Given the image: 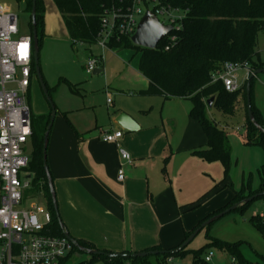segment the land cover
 Returning <instances> with one entry per match:
<instances>
[{
    "label": "crops",
    "instance_id": "0c3cea01",
    "mask_svg": "<svg viewBox=\"0 0 264 264\" xmlns=\"http://www.w3.org/2000/svg\"><path fill=\"white\" fill-rule=\"evenodd\" d=\"M241 77L244 84L245 75ZM123 80L130 83L129 90L119 89L115 94L111 86L105 90L108 97L114 95L111 108L107 101L106 110L112 116L108 120L99 115L91 127L79 125L74 118L71 123L63 118L54 122L48 158L60 215L74 239L88 242L99 251L139 253L156 247L171 251L200 221L233 200L244 184H250V189L243 191L246 195L261 188L259 170L264 165V150L246 143L247 114L235 117L237 109L233 115L215 114L209 110L215 107H209L208 118L213 124L217 125L220 118L227 128L234 129H223L231 148L230 172L225 177L221 163H208L191 154L206 146L208 139L201 124L191 117L190 100L140 95L149 87L143 75L137 81L124 74ZM122 113L132 118L137 131L130 132L116 122ZM118 130L123 132L120 146L135 161L125 166L124 181L118 180L121 159L116 145L101 140L103 132ZM76 133L82 135L80 142ZM249 211L252 217L244 221L236 242L215 239L238 244L239 252L240 248H252L247 240L254 239L259 245L254 247L258 249L255 255L264 260V232L251 221L264 215V199L255 201L245 213Z\"/></svg>",
    "mask_w": 264,
    "mask_h": 264
},
{
    "label": "trees",
    "instance_id": "16d2710c",
    "mask_svg": "<svg viewBox=\"0 0 264 264\" xmlns=\"http://www.w3.org/2000/svg\"><path fill=\"white\" fill-rule=\"evenodd\" d=\"M18 1H25L27 9L29 6L28 11L32 12L33 0ZM51 2L62 16L73 46L78 44L95 45L99 20L104 10L111 7L125 10L128 4L127 0H123L122 3H120V0H51ZM170 2L174 7L187 12V19L185 20L184 28L177 33L179 36L177 43L169 51H165V43L151 50L135 46L130 38H122L113 42L111 47L112 49L131 48L141 54L139 71L149 80V87L141 91L140 95L147 97L160 96L165 100L183 98L191 101V117L201 124L208 139L206 146L192 150L191 154L208 163H221L225 177H228L231 167L230 142L227 133L213 124L208 118V101L214 98L213 107L226 115H233L236 110V104L239 102L240 96H242L249 127L246 143L248 145H258L264 150V134L260 133L248 118L247 81L238 92L229 93L225 90L223 83L213 82L212 78L226 62L248 63L253 72L264 69V63L261 62L257 51L259 35L264 33V0H170ZM46 11L45 0H37L40 49L45 35L44 19ZM32 30L31 22V33ZM33 71L35 73L34 62ZM30 94L31 91L28 93V102L31 106ZM252 109L255 119L264 127V118L254 106L253 101ZM50 118L51 111L49 114L42 116H34L32 113L33 134L30 143L34 149L28 170L35 175V192L42 195L53 216V223L48 232L55 236H64L55 216L48 179L43 166L44 138L47 127L50 124ZM35 121L41 123L35 124ZM76 137L79 142L82 140V135L79 133H76ZM259 175L262 182L259 190H251L246 195L243 191L249 190L250 184H244L242 191L236 192L233 200L228 202L223 208L210 214L191 231L187 232L184 241L209 218L250 196L263 192L264 165L260 168ZM260 199H264V196L257 200ZM254 202L239 208L235 212L244 213ZM261 220L262 218L259 217L251 219L256 227L264 232V223ZM211 226L205 229L209 231ZM210 240L211 242L199 250L189 251L184 249L176 255H171L170 251H166L163 255L145 258L91 256L88 264H93L96 261H102L103 264H161L163 258L169 256L175 258L187 254H191L193 256V264H197L203 254L211 250L212 247L220 248L233 255V258L239 264H250L242 258L238 250V244L227 243L212 237H210ZM78 242L84 248L96 249L88 242L82 240ZM151 250L162 251L160 247ZM78 252L80 251L73 247L71 254L64 260L63 264H70L72 256ZM123 253L133 254V252L129 251Z\"/></svg>",
    "mask_w": 264,
    "mask_h": 264
},
{
    "label": "built area",
    "instance_id": "2783aa9c",
    "mask_svg": "<svg viewBox=\"0 0 264 264\" xmlns=\"http://www.w3.org/2000/svg\"><path fill=\"white\" fill-rule=\"evenodd\" d=\"M127 1L125 10L115 7L104 10L95 45L107 51L112 49L113 42L132 39L140 21L150 11L161 24L174 28V32L160 42L165 43L164 49L169 51L179 39L177 33L184 28L187 12L174 7L170 0ZM33 62L32 33L21 36L19 17L0 5V264H63L73 250L64 236L48 232L53 216L46 203L35 202L41 194L35 192V175L28 170L31 157L27 155L26 146L33 134L28 93L35 74ZM103 63L104 55H92L86 62L87 74H94ZM242 73L244 82L253 74L248 63L226 62L212 81L221 82L227 92L236 93L243 86ZM112 103L108 99L110 108ZM122 137L120 130L101 134L104 143L117 147L121 159L119 181L125 179V166L135 163L131 154L120 146ZM259 216L264 218L263 214ZM213 261L214 253L208 250L197 264H213ZM232 261L235 263L236 259ZM173 263V256L161 262Z\"/></svg>",
    "mask_w": 264,
    "mask_h": 264
},
{
    "label": "rangeland",
    "instance_id": "374dc122",
    "mask_svg": "<svg viewBox=\"0 0 264 264\" xmlns=\"http://www.w3.org/2000/svg\"><path fill=\"white\" fill-rule=\"evenodd\" d=\"M0 5L5 11L13 13L19 17L21 36L31 34V13L28 11L29 6L27 9L25 1L0 0ZM45 7L47 10L44 19L45 35L40 49L39 63L41 76L47 86L49 98L52 104L56 107L55 123L60 118H63L67 123H71V119L74 118L75 122L80 123L79 125L91 127L92 125L95 126L96 117L99 115L104 116L108 120V117H112L108 115L106 110L108 98L113 101L114 95L112 94L117 93L119 89L121 91H127L131 87L130 83L126 81L124 82L123 75L128 74L130 77L137 79V81L140 80L142 75L139 74L138 65L141 54L131 48L103 51L96 45L73 46L67 29L65 28L62 16L55 5L49 0H45ZM46 17H48V30L46 29ZM257 51L259 52L261 62L264 63V33H260L259 35ZM92 55L93 57L104 55V67L100 68L103 71L99 74L89 75L86 72V62ZM32 83L33 85L30 89L32 112L34 116H40L36 114L41 113L42 111L45 112L46 110L48 112V110L51 109V106L46 99L36 73L33 76ZM113 83L114 85H111ZM110 86L113 91H111V96L108 97L105 94V90L109 89ZM251 90L254 106L260 108L264 114V74H260L254 79ZM239 104H241V106ZM211 109H209L210 112L215 114H224L217 108ZM236 109L239 114L237 115L236 113L235 117L245 116L246 111L242 96H240L239 102L236 104ZM217 119L216 123L218 127L234 131L233 128H227L220 118ZM37 123L41 122L35 121V124ZM33 149L32 144L29 142L26 146L27 155L29 157H31ZM1 196L2 185L0 181V201ZM35 202L37 204H44V199L42 197H37ZM251 217V211L242 215L237 212L225 215L212 224L209 229L210 231L204 229L190 243L187 250L192 251L201 249L206 246L207 243L211 242V236L214 238L229 240L230 242H236L237 239H239V234H242L241 229L245 224L244 221H249ZM251 230L253 229L251 228ZM249 239L251 238L249 237ZM253 240H247V246L249 247L251 245L252 248L243 250L240 248V253L242 256H246L245 260H248L249 262L252 261L255 263L256 261H259L260 264H264V260L255 255L258 249L254 247H258L259 245L256 240ZM211 250L214 253L213 264H233V255L217 247H212ZM90 260V255L78 252L72 256L70 264H88ZM93 264H103V262L96 261ZM173 264H193V256L187 254L175 257ZM236 264L239 263L237 262Z\"/></svg>",
    "mask_w": 264,
    "mask_h": 264
},
{
    "label": "water",
    "instance_id": "95a60500",
    "mask_svg": "<svg viewBox=\"0 0 264 264\" xmlns=\"http://www.w3.org/2000/svg\"><path fill=\"white\" fill-rule=\"evenodd\" d=\"M31 22L33 26L32 35H33V60L35 64V73L36 76L39 79V82L41 84L42 90L46 96L47 101L50 103L51 106V118H50V124L47 127V131L44 138V147H43V166L45 168V172L48 179V185L50 189L51 199L53 202V207L55 211V216L57 219V222L59 223V226L63 232V235L66 239H68L73 247L78 249L82 253H86L90 256H107L109 258H121V257H132V258H145L148 256H156L160 254H165L166 251H160V250H151V251H144L139 253H133V254H127V253H106L103 251H99L98 249H87L82 247L78 240L74 239L68 230L66 229V226L62 220V217L60 215L59 211V205L56 195V190L54 186V181L52 178V175L50 173V169L48 166V146L50 141V134L55 122L56 118V107L52 104L47 86L45 85L43 78L41 76V70H40V45H39V36H38V24H37V0H33V7L31 12ZM174 32V28L172 26H165L159 22L157 18L154 17V15L149 11L146 13V15L142 18L140 21L136 34L132 37L131 41L135 46L142 47L145 49H156L160 42L169 34ZM103 70L97 69L94 74H99ZM260 74H264V69H259L253 72V74L249 77L247 80L246 85V93H247V113L249 121L253 124V126L262 134H264V127H262L258 121L255 119L252 109V97H251V83L254 77H257ZM214 98L208 101L209 107L211 108L213 106ZM116 122L124 129L135 132L138 130V126L135 124V122L132 120L131 117L128 115L122 113L116 118ZM264 196V191L259 192L253 196H250L243 200L242 202L236 203L232 207L224 210L223 212L209 218L205 222L201 224L199 228H197L191 236L185 240L178 248L170 251L169 253L171 255H176L180 253L182 250L187 249V247L190 245V243L204 230L205 228L209 227L225 215L237 211L239 208L246 206L258 198Z\"/></svg>",
    "mask_w": 264,
    "mask_h": 264
}]
</instances>
